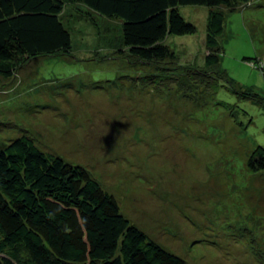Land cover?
I'll return each instance as SVG.
<instances>
[{
  "label": "rangeland",
  "instance_id": "1",
  "mask_svg": "<svg viewBox=\"0 0 264 264\" xmlns=\"http://www.w3.org/2000/svg\"><path fill=\"white\" fill-rule=\"evenodd\" d=\"M70 7L68 56H35L0 75V149L27 129L40 149L88 170L131 224L189 264H264V170L246 164L264 147V102L221 86L200 106L176 88L131 82L126 75L153 66L116 53L125 50L120 21L74 20ZM207 11L180 5L196 31L164 40L180 72L204 64ZM224 16L220 67L236 89L264 98V0Z\"/></svg>",
  "mask_w": 264,
  "mask_h": 264
},
{
  "label": "trees",
  "instance_id": "2",
  "mask_svg": "<svg viewBox=\"0 0 264 264\" xmlns=\"http://www.w3.org/2000/svg\"><path fill=\"white\" fill-rule=\"evenodd\" d=\"M251 4L252 0H0V75L12 77L35 56H68L72 30L63 15L66 6L77 5L68 9V18L93 21L96 14L119 20L125 50L116 46V53L153 66L144 75H126L131 82L153 84L158 92L176 88L200 106L214 101L221 86L240 98L264 102L254 91L236 89L220 67L223 50L218 36L224 29V12ZM180 5L208 9L204 64L187 66L183 73L177 53L164 41L170 34L196 31L180 15ZM21 133L0 149V264H189L131 224L114 196L88 170L40 149L27 129ZM246 164L253 172L264 170V147L256 146Z\"/></svg>",
  "mask_w": 264,
  "mask_h": 264
}]
</instances>
